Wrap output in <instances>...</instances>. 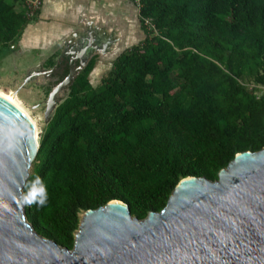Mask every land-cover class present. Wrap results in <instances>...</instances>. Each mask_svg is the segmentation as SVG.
<instances>
[{
    "label": "trees",
    "instance_id": "obj_1",
    "mask_svg": "<svg viewBox=\"0 0 264 264\" xmlns=\"http://www.w3.org/2000/svg\"><path fill=\"white\" fill-rule=\"evenodd\" d=\"M140 12L148 39L98 87L93 56L40 139L26 216L63 248L74 250L90 210L118 200L146 220L184 179L217 181L240 152L264 149V0H142ZM40 13L0 0V50Z\"/></svg>",
    "mask_w": 264,
    "mask_h": 264
},
{
    "label": "water",
    "instance_id": "obj_2",
    "mask_svg": "<svg viewBox=\"0 0 264 264\" xmlns=\"http://www.w3.org/2000/svg\"><path fill=\"white\" fill-rule=\"evenodd\" d=\"M83 36L72 49L80 65L46 102V125L67 98L61 91L95 53L109 51L112 40ZM53 71L35 67L24 88ZM37 135L28 113L0 95V264H264V149L240 152L217 181L184 179L166 210L146 220L118 200L88 211L70 250L27 220L24 189L40 150Z\"/></svg>",
    "mask_w": 264,
    "mask_h": 264
},
{
    "label": "crops",
    "instance_id": "obj_3",
    "mask_svg": "<svg viewBox=\"0 0 264 264\" xmlns=\"http://www.w3.org/2000/svg\"><path fill=\"white\" fill-rule=\"evenodd\" d=\"M89 31L112 40L109 51L94 56L122 53L148 39L134 0H45L39 19L28 26L20 43L25 53L36 51L41 63L58 57V64L62 56L75 55L72 49ZM98 63L99 57L91 75L98 71Z\"/></svg>",
    "mask_w": 264,
    "mask_h": 264
},
{
    "label": "rangeland",
    "instance_id": "obj_4",
    "mask_svg": "<svg viewBox=\"0 0 264 264\" xmlns=\"http://www.w3.org/2000/svg\"><path fill=\"white\" fill-rule=\"evenodd\" d=\"M20 42L8 50H0V92L18 100L36 120L39 126L38 140L40 141L46 127L45 112L49 93L54 84L61 80L62 77L52 78L49 75H41V77H38L33 83L24 88L25 81L32 69L39 66L42 68L54 67L48 65L50 63H41V58L36 51L27 50L30 52L25 53ZM47 52L43 51L42 53L46 55ZM120 53L108 54L107 56H100L99 54L98 71L94 72L90 77L94 87L101 85L102 79L112 68V61ZM54 58L57 62L58 57Z\"/></svg>",
    "mask_w": 264,
    "mask_h": 264
},
{
    "label": "flooded vegetation",
    "instance_id": "obj_5",
    "mask_svg": "<svg viewBox=\"0 0 264 264\" xmlns=\"http://www.w3.org/2000/svg\"><path fill=\"white\" fill-rule=\"evenodd\" d=\"M81 63L80 58L73 60L72 56H68V57H63L59 60L58 64L56 66H54L55 71H53L49 77L52 78H58V77H62L61 80H59L56 84H54V86L52 87V89L58 85L61 82H64L65 79L68 77V75H70V72L73 68H76L77 66H79ZM84 69V68H83ZM82 69V70H83ZM81 72V71H80ZM78 75V74H77ZM76 75V77H77ZM75 77V78H76ZM75 78L73 79V81L71 83H69L60 93V97L61 99H63L65 96H68L70 93V86L73 84ZM51 93V91H50ZM50 93H49V97H50Z\"/></svg>",
    "mask_w": 264,
    "mask_h": 264
},
{
    "label": "built area",
    "instance_id": "obj_6",
    "mask_svg": "<svg viewBox=\"0 0 264 264\" xmlns=\"http://www.w3.org/2000/svg\"><path fill=\"white\" fill-rule=\"evenodd\" d=\"M25 4L29 8V16L32 18H35L38 16L39 12H41L45 0H24ZM134 2L137 4L138 8L141 11L142 7V0H134ZM149 25H152L153 29H156L155 26L151 23V21H148Z\"/></svg>",
    "mask_w": 264,
    "mask_h": 264
},
{
    "label": "bare ground",
    "instance_id": "obj_7",
    "mask_svg": "<svg viewBox=\"0 0 264 264\" xmlns=\"http://www.w3.org/2000/svg\"><path fill=\"white\" fill-rule=\"evenodd\" d=\"M0 95L1 96H3L4 98H7V99H9V100H11L13 103H15L18 107H20L21 109H23L26 113H28V115L32 118V120L34 121V123L36 124V126H37V131H38V139H39V126H38V123L36 122V120L31 116V114L21 105V103L18 101V100H16L15 98H13V97H10V96H8V95H6V94H3V93H1L0 92ZM17 95H18V93H17Z\"/></svg>",
    "mask_w": 264,
    "mask_h": 264
},
{
    "label": "clouds",
    "instance_id": "obj_8",
    "mask_svg": "<svg viewBox=\"0 0 264 264\" xmlns=\"http://www.w3.org/2000/svg\"><path fill=\"white\" fill-rule=\"evenodd\" d=\"M40 192H41V193L44 192V188H43V187L40 188ZM41 203H43V200L41 201Z\"/></svg>",
    "mask_w": 264,
    "mask_h": 264
}]
</instances>
